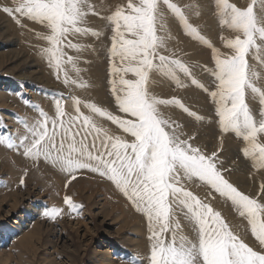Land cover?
Listing matches in <instances>:
<instances>
[{
    "label": "snow or ice",
    "instance_id": "1",
    "mask_svg": "<svg viewBox=\"0 0 264 264\" xmlns=\"http://www.w3.org/2000/svg\"><path fill=\"white\" fill-rule=\"evenodd\" d=\"M162 5L179 20L186 34L212 48L215 90L195 79L192 84L203 88L211 98L221 132H233L242 138L243 156L251 159L254 167L264 169V142L260 139L264 136V85L260 83L264 80V0H251L244 9L229 0H215L221 25L236 34L235 39L225 42L230 55H222L201 37L181 8L170 0L129 2L127 12L118 8L108 18L113 25L109 75L115 77L109 84L115 106L123 115L84 101L83 107L89 113L85 115L80 110L82 101L74 97L75 115L65 113L62 99L55 100V119L33 106L39 119L31 127L25 125L28 134L20 139L19 147L25 157H43L72 179L78 170L87 169L111 181L148 221L149 264H264V203L225 179L217 168L216 153L207 156L189 142L191 137L181 139L179 125L166 118L161 109L174 106L198 121L202 117L190 112L179 99L158 98L149 90L153 73L178 86L179 73L191 76L179 59L161 54L170 39L158 34L165 31ZM89 9L87 0H19L14 8L2 10L14 19L19 14L47 29L46 34H40L48 45L43 51L59 75L64 64L71 65L77 74L79 71L76 60L65 49L79 52L83 46L72 43L70 37L99 35L84 26ZM249 56L257 63L250 64ZM117 59L119 64L115 63ZM128 74L133 79H126ZM64 83L87 87L70 80L66 71ZM248 97L258 101V115L247 103ZM94 117L111 122L131 140L111 135ZM0 144L12 148L13 138L0 135ZM182 179H196L230 201L239 216L247 220L261 250L249 246L219 211L187 190ZM20 183H24L23 177ZM63 203L70 212L80 207L67 195ZM61 213V208L52 207L46 208L43 215L56 220ZM177 213L192 224L195 240L183 234Z\"/></svg>",
    "mask_w": 264,
    "mask_h": 264
},
{
    "label": "rangeland",
    "instance_id": "2",
    "mask_svg": "<svg viewBox=\"0 0 264 264\" xmlns=\"http://www.w3.org/2000/svg\"><path fill=\"white\" fill-rule=\"evenodd\" d=\"M18 2L19 0H0V28L3 26L0 30V84L1 82L5 84L6 81H11L15 85L12 90L6 88L2 90L1 93L6 97L4 101L6 103H0V135H10L13 138L14 145L9 148L7 144H0V264H99L97 257L102 248L107 249L112 257H115L113 256V249L115 248H118L117 250L124 252V254H130L128 256L129 261L127 259L122 260L125 261V264H149L150 242L148 236L150 232L148 221L144 214L138 211L135 205L111 181L87 169L78 170L75 173V179H72L69 173L62 171L57 166H51V163H46L43 157L39 159L25 157L23 148L19 147L20 139L28 134L25 125L31 127L39 119V113L36 107L33 106L43 110L50 119H55V111H53V108L55 110V107H53L55 106V100L62 99L65 113L67 115H75L72 101L74 97L82 101L80 110L83 114L88 115V110L83 107V102H92L89 101V95L99 93L100 103L97 99L94 103L111 109L114 114L123 115L118 112L110 91L109 80L115 77L109 75V49L112 44L113 25L108 18L118 8L127 12L128 3L132 2L135 4L139 0H87L90 9L84 26L99 35L89 34L78 38L70 37L72 43L83 46L79 52L65 49L67 55L72 56L76 60L75 68L79 70L78 74L71 65L64 64L63 66L70 80L85 83L87 85L85 88L77 87L73 83L66 85L64 83V71H61L58 75L57 71L50 66L43 51L48 47L47 42L40 38V34L47 33V29L44 26L19 14H16V19H14L3 12L2 9L4 7L14 8ZM170 2L181 8L188 23L192 27L197 28L199 35L202 34L203 38L207 37L211 40L206 35V30H214L213 37L217 43V45L214 43V48L222 55L231 54V50L225 47V42L229 39H235L236 34L226 26L221 25L215 7V0H170ZM250 2L251 0H229V3L241 9L246 8ZM161 12L164 21L170 20L172 22V27L178 35L177 41L189 46L186 48L189 54L183 55L180 51L184 53V49H179L173 45L175 39H172V41L168 39L167 50L161 49V54L179 59L189 68L191 76L186 77L183 73H179L180 86H178L176 82L160 74L153 73L151 74L149 89H159L160 84H167L161 95L164 97L169 96L167 99H179L192 112L188 98L185 101L183 96L184 89L186 90L183 85L187 82L195 86L196 90L198 89V93L203 97L202 102L208 114V119H205L208 122L207 124H200L201 122L196 120L194 116H190L182 109L174 106L168 107L166 109L168 114L165 112L164 116L179 125L177 132L181 133V139L191 137L192 139L189 142L193 144L194 138L199 134L202 135V143L200 144L203 149L199 146L198 148L207 156L216 153L217 168L225 179L233 186L235 182L243 184L245 191H239L257 199L258 202L264 203V169L253 167V163L243 156L242 149L245 146V142L242 138H238L233 132H221V130L215 129L218 119L215 116V106L211 98L203 88L192 84V80L197 79L198 84L204 86L205 83L202 81L205 80L207 88L215 90L213 77L211 76V71L214 69L212 52L210 53L208 46L201 43L200 40L186 34L179 20L163 5L161 6ZM168 16H170V19ZM17 19L19 23H17ZM208 21H211L214 25H209ZM168 23L165 26L168 27ZM4 29L7 30V33ZM170 29H172L171 26ZM179 31L183 32L180 33ZM171 32L165 29L164 32L158 34L170 37ZM3 36H7L13 42V46L3 44L2 42L5 39ZM195 49L204 52L206 59L210 60V63L207 64L211 65L212 68L209 69L210 73L207 70L208 75L202 74L200 70L201 65L205 64L193 60L192 54L194 55ZM9 50L22 51V53H19L20 59L14 60L13 57L4 54ZM2 54L5 57H2ZM185 58H192V60L189 61ZM248 59L250 64L257 63L251 56ZM187 61L189 62L187 63ZM115 63L119 64L120 62L117 59ZM189 63L192 66H197L198 69L194 67L192 71L188 65ZM257 71L261 70L257 68ZM21 75L34 78L39 76L48 84L39 81L16 79L17 76ZM125 78L133 79L131 74H128ZM260 83L264 85V80L260 81ZM1 87H4V85H0ZM78 91L81 92L80 95L83 98L78 94L75 96ZM7 103L8 105H6ZM247 103H249L254 114L258 115V101L248 97ZM197 111L193 110L192 113L200 116ZM94 119L99 126L108 129L111 135L131 140L130 137H127L111 122L95 117ZM185 124L189 125L185 126ZM190 124H198V127L193 128ZM76 139L79 142L80 137L78 136ZM260 139L264 142V136L260 137ZM87 143L91 147V138L88 139ZM226 144L228 146H225V150H222L221 148ZM222 153L223 155H221ZM228 157L231 158L228 162L230 165L224 167L225 159ZM49 174L56 175L61 182L66 180L62 194L57 186L58 182L48 179ZM81 176L88 177L94 181L82 182L81 185L79 184L81 186L80 190L79 185L74 186L75 189L72 187L68 188V183L81 179ZM21 177L24 180L23 184L20 183ZM191 181L192 185L190 187H187L182 182L181 184L194 193L203 203H208L213 207L214 211L221 213L220 206L224 205L230 214V216H226L230 221L228 223L230 228L249 246H252L255 250H261L258 242L251 235L247 220L239 216L230 201L220 197L206 184L196 179ZM191 188L195 189L198 195ZM66 195L80 206L76 211L70 212L67 206L64 205L63 198ZM87 196H90V200L87 199ZM210 200L212 202L216 200L219 206L215 208ZM52 207L62 209L61 215L56 220L49 219L43 215L46 208ZM25 214L27 219H24L22 224L18 225L20 223L19 217ZM222 217L227 223L226 217ZM176 218L180 222L183 234L187 238L195 240L196 235L192 224L180 213H177ZM14 222L18 224L16 223L15 225ZM17 225L20 226L18 230H21V232L16 233L14 237L10 236V231ZM138 229L141 230L139 231ZM23 236H26V238L21 243ZM127 238L138 240L141 243L140 249H143V251L140 250L136 254L130 253L127 250V245H125Z\"/></svg>",
    "mask_w": 264,
    "mask_h": 264
},
{
    "label": "bare ground",
    "instance_id": "3",
    "mask_svg": "<svg viewBox=\"0 0 264 264\" xmlns=\"http://www.w3.org/2000/svg\"><path fill=\"white\" fill-rule=\"evenodd\" d=\"M204 1V0H203ZM101 6V5H100ZM101 8V7H100ZM94 9V8H93ZM92 9V10H93ZM100 12V11H99ZM203 14H204V11H203ZM168 18L170 19V16H168ZM169 19H167V20H169ZM169 22V23H168ZM175 22V21H174ZM168 23V27L167 26H165V29H167V30H170V31H172L171 33V36H170V39H169V41L171 40L172 41V39H175V42H174V46H176V47H178L179 49L181 48H183L184 49V53H182L181 51H180V53L181 54H185V55H188L189 53L187 52L188 50L186 49L187 47H189L188 45H184L181 41H177V33H176V30L172 27V22L169 20V21H164V24H167ZM208 23H209V25H211L212 26V24L213 23H211V21H208ZM2 25V24H1ZM175 25V24H174ZM214 25V24H213ZM170 26H171V28L172 29H170ZM3 28V26H1V28H0V30ZM5 28V27H4ZM169 28V29H168ZM210 29H213V28H210ZM215 29V28H214ZM4 30H6V29H4ZM180 30V29H179ZM213 31L214 30H206V35L208 36V37H210V39L213 41H211V40H209L207 37V39L204 37V39L205 40H207L208 42H209V44L212 46V47H214L215 45H214V43L217 45V43L215 42V40L216 39H214V37H213V35H214V33H213ZM3 32V31H2ZM2 32H1V34H2ZM180 33H182V31H179ZM6 33H7V30H6ZM2 36V35H1ZM4 37V36H3ZM7 36H5L4 38V41L2 42L3 44H5V45H8V46H13V42H11L10 40H9V38L7 39L6 38ZM1 38V37H0ZM10 41V42H9ZM172 44V43H171ZM191 45V44H190ZM196 45H198V44H196ZM193 46V45H192ZM200 46V45H199ZM201 48V47H200ZM209 48V51H210V53L212 52V48L211 47H208ZM15 50V49H14ZM14 50H9V51H6V53H4V54H7V55H9L10 57H13V59L15 60V59H20V54L19 53H22V51H14ZM194 53V55L192 54V58H193V60L194 61H197V62H201V63H203V64H205V65H201L202 67H201V73L202 74H207L208 75V73H207V70H208V72L210 73V71H209V69H211L212 68V66L211 65H208L207 63H210V60H207L206 59V54L204 53V52H201V51H198L197 49H195V51L193 52ZM4 54H2V57L4 56ZM5 57V56H4ZM182 57V56H181ZM185 57V56H184ZM183 57V58H184ZM192 58H185V59H187V60H192ZM9 60V59H8ZM189 61H187V63L189 62ZM199 64V63H198ZM190 67H191V70L194 68V67H197V66H195V65H191L190 63L188 64ZM1 67V66H0ZM197 69H198V67H197ZM205 69H207L206 71H204ZM199 70V71H200ZM193 71V70H192ZM9 72H11V71H9ZM205 72V73H204ZM197 73V72H196ZM13 74V73H12ZM19 74V73H18ZM36 74V73H35ZM194 74H195V71H194ZM30 75V74H29ZM37 76V75H36ZM198 77V76H197ZM206 77V76H205ZM16 79H18V80H20V79H24V80H27V81H39V82H44L45 84H48L47 82H45L44 81V79H41L39 76L38 77H36V78H34V77H32V76H23V75H21V76H17L16 77ZM183 79V78H182ZM180 80H181V78H180ZM195 80H197V79H195ZM184 81V80H183ZM202 82H204L205 84H204V86H205V88H207V85H206V81L204 80V81H202ZM40 83V84H41ZM0 85H4V87H1L0 89H1V91H0V103L1 104H5L6 102H4L5 100H6V97L1 93L2 92V90H5V88L6 89H11L12 90V87L13 86H15L13 83H11V81H6L5 82V84L4 83H2L1 82V84ZM166 85L167 84H160V87H159V89H155V88H151V89H149L150 90V92L152 93V94H154L155 96H157L158 98H163V99H167L169 96H167V97H164V96H162L161 95V93L165 90V87H166ZM185 88H186V90L184 89V92H183V96H184V98H185V101H186V99L188 98V102H189V105L191 106L190 107V110L193 112V110H198L197 112L198 113H200V117H202L203 119L202 120H199V122H201L200 124H207L208 122L205 120V119H208V114H207V111H206V107L204 106V104H203V102H202V100H203V97H201L202 95L200 94V93H198V89L196 90V87L195 86H192V85H190L189 83H187V82H185L184 83V85H183ZM15 89V88H14ZM17 91H19L18 89H17ZM16 91V92H17ZM9 92V91H8ZM15 92V93H16ZM11 93V92H10ZM20 93V92H19ZM80 91H78L77 93H75V96L78 94V95H80ZM11 94H13V93H11ZM102 94V93H101ZM46 96V95H45ZM81 96V95H80ZM84 96H86V95H84ZM90 96V98H89V101H92V102H94V101H96V99H97V101L100 103V100H101V98H100V95H99V93H95V94H93V95H89ZM82 97V96H81ZM83 98V97H82ZM249 98H251V97H249ZM70 99V98H69ZM195 100V102H193ZM197 101V102H196ZM51 103V102H50ZM33 104V103H32ZM6 105H8V103L6 104ZM51 105L53 106V104L51 103ZM51 105H50V107H51ZM12 107V106H11ZM53 107H55V106H53ZM52 107V108H53ZM5 108V107H4ZM7 108V107H6ZM168 108V107H167ZM167 108H162L161 109V111L163 112V114L166 112V114H168V111L166 110ZM108 110H110L111 111V109H108ZM53 111H55L54 110V108H53ZM214 111H215V109H214ZM196 114V113H195ZM165 115V114H164ZM168 118V117H167ZM187 125H189V124H185V126H187ZM190 126L191 127H193V128H197L198 127V124H195V125H192V124H190ZM10 127V126H9ZM215 129L216 130H220V127H219V123H218V121H217V123L215 124ZM205 132V131H204ZM13 135V134H12ZM16 137H18V136H16ZM201 139H202V135H197V137H195L194 138V140H193V146H199L200 148H202L203 149V146H201V144L200 143H202L201 142ZM92 142V141H91ZM225 146H228L227 144L226 145H224L223 146V148H221L222 150L224 149L225 150ZM209 147V146H208ZM227 154H228V152H226ZM221 155H223V153L221 154ZM232 157V156H231ZM229 159H231V158H226L225 160V163H224V167H227L228 165H230V164H228V162H229ZM249 159V158H248ZM251 162H252V160L251 159H249ZM41 163V162H40ZM43 163H44V161H43ZM47 163V162H46ZM49 163V162H48ZM253 163V162H252ZM40 165H42V164H40ZM44 166V165H43ZM42 166V167H43ZM46 166V165H45ZM51 166H53V165H51ZM50 166V167H51ZM235 166V165H234ZM253 166V165H252ZM41 167V166H40ZM54 167V166H53ZM58 167V166H57ZM254 167V166H253ZM52 168V167H51ZM56 168V167H55ZM39 169V168H38ZM43 169V168H42ZM39 170H41V169H39ZM44 170V169H43ZM233 170V169H232ZM47 171V170H46ZM41 172V171H40ZM49 172V171H48ZM48 174V173H47ZM40 175V174H39ZM82 177V178H81ZM81 177H79V178H81V179H78V180H76V181H72L71 183H68V188H74L75 189V187L74 186H76V185H81V183L82 182H88V181H94V180H90L88 177H83V176H81ZM50 178V179H49ZM60 178V177H59ZM101 178V177H100ZM103 178V177H102ZM105 178V177H104ZM48 179L49 180H51V181H57L58 182V184H57V186H58V188L60 189V193L62 194L63 192H64V190H63V186H64V183L66 182V180L65 181H63V182H61L60 180H58V178H57V176L56 175H48ZM69 182V181H68ZM181 182L183 183V184H185L187 187H190V185H192V181L191 180H187V179H182L181 180ZM235 185V187H237V189L238 190H241L242 192H244L245 191V188H244V186H243V184H241V183H239V182H235L234 183ZM79 185V186H80ZM197 185V184H196ZM61 188H62V191H61ZM67 188V187H66ZM81 189V186L79 187V190ZM192 189V188H191ZM193 190V192H195L197 195H198V192L195 190V189H192ZM194 194V193H193ZM77 195V194H76ZM27 198V197H26ZM215 198V197H214ZM87 199L88 200H90V196H87ZM263 200V199H262ZM205 201V200H204ZM211 201V200H210ZM4 202H5V200H4ZM210 203V202H209ZM13 204V203H12ZM108 204V203H107ZM211 204H213L214 205V207L216 208L217 206H219V204L217 203V201L215 200L214 202H212L211 201ZM15 207V206H14ZM110 207V206H109ZM120 211V210H119ZM220 211H221V214H222V216H224V217H226V216H230V214H229V212H228V210H227V208L224 206V205H221L220 206ZM29 212V211H28ZM224 212H225V214H224ZM28 214V213H27ZM27 216H26V214L23 216H20L19 217V221H20V223L18 224L17 222H14L15 223V225H16V223L18 224V225H21L22 224V222H23V220L24 219H27L26 218ZM143 219V218H142ZM145 219V218H144ZM226 220H227V223H230V221L227 219V217H226ZM145 222H146V220H145ZM78 223V222H77ZM143 223V222H142ZM15 226V227H13L12 228V230L10 231V233H9V235L10 236H12V237H14L15 235H16V233H20L21 232V230H18L19 229V227L20 226ZM78 225V224H77ZM80 225V224H79ZM137 225V224H136ZM144 226H145V224H144ZM141 227V226H140ZM146 228V227H145ZM23 229V228H22ZM139 231L141 230V229H138ZM24 234V233H23ZM24 237V236H23ZM144 237V236H143ZM26 238V236L24 237V238H22L21 239V243L24 241L23 239H25ZM139 238V237H138ZM136 239V238H135ZM144 239V238H143ZM249 239H251L250 237H249ZM249 239H247V240H249ZM23 240V241H22ZM141 240H142V238H141ZM246 240V241H247ZM125 245H127V250L128 251H130V253L131 252H133V253H137V252H139L140 250L141 251H143V249H140V245H141V243L138 241V240H134V239H129V238H127L126 240H125ZM122 245V244H121ZM118 248H115V249H113L112 251H113V256H115V257H112L111 255H110V253H108V250L107 249H105V248H102V250L100 251V254L98 255V260H99V264H125V261H122V260H124V259H129L128 258V256H130V254H124V252H122V251H118L117 250ZM124 254V255H123ZM145 254V253H144ZM146 254H148V253H146ZM150 254V253H149ZM134 255V254H133ZM140 255V254H139ZM149 256V255H148ZM144 257V256H143ZM146 259V258H145ZM142 260H143V258H142ZM129 261V260H128ZM142 262V261H141Z\"/></svg>",
    "mask_w": 264,
    "mask_h": 264
},
{
    "label": "crops",
    "instance_id": "4",
    "mask_svg": "<svg viewBox=\"0 0 264 264\" xmlns=\"http://www.w3.org/2000/svg\"><path fill=\"white\" fill-rule=\"evenodd\" d=\"M196 29H197V28H196ZM182 32H183V31H182ZM197 32H198V31H197ZM198 33H199V32H198ZM200 36L203 37L202 34H201Z\"/></svg>",
    "mask_w": 264,
    "mask_h": 264
}]
</instances>
